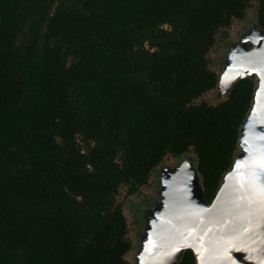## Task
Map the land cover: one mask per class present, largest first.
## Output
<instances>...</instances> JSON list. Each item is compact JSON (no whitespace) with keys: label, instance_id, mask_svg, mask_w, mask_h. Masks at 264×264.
Instances as JSON below:
<instances>
[{"label":"trees","instance_id":"16d2710c","mask_svg":"<svg viewBox=\"0 0 264 264\" xmlns=\"http://www.w3.org/2000/svg\"><path fill=\"white\" fill-rule=\"evenodd\" d=\"M251 7L264 30V0H0V264H128L117 193L167 155L193 151L211 202L255 81L196 100Z\"/></svg>","mask_w":264,"mask_h":264},{"label":"rangeland","instance_id":"374dc122","mask_svg":"<svg viewBox=\"0 0 264 264\" xmlns=\"http://www.w3.org/2000/svg\"><path fill=\"white\" fill-rule=\"evenodd\" d=\"M255 25L256 11L255 7H251L245 18L235 19L231 23L228 37L217 39L208 54L210 66L218 76L217 84L196 101L217 103L226 97L235 78L248 76L253 78L258 91L246 120L260 107L262 101L259 88L263 81L255 70H261V67L259 63L256 67L250 63L247 68L248 61L245 62V59L253 57L261 59L262 63L264 60V31ZM243 135L241 132L238 137L234 156L236 161L224 174L228 180L247 152ZM192 173L198 187H201L196 156L193 151H188L180 156L167 155L138 193L129 194L126 185L120 186L116 198L122 204L128 237L132 243L125 254L128 264H170L172 248L192 232L200 214L201 206L197 202L195 190L189 184L180 188L176 182L181 176L183 179L185 176L184 180L187 181L186 177ZM224 184L226 181H223V187Z\"/></svg>","mask_w":264,"mask_h":264},{"label":"water","instance_id":"95a60500","mask_svg":"<svg viewBox=\"0 0 264 264\" xmlns=\"http://www.w3.org/2000/svg\"><path fill=\"white\" fill-rule=\"evenodd\" d=\"M247 61V68L250 63L255 67L260 64L261 70L255 71L263 81L259 88L261 105L249 120L246 114L239 131V136L241 132L244 134L247 152L229 180L223 175L210 203L205 200L202 185L198 187L193 173L186 177L187 181L185 176L176 180L180 188L186 184L192 186L201 209L192 232L172 248L170 264H176L186 249L192 250L196 264H264V60L262 63L253 57ZM256 91L255 86L250 108ZM223 181H226L225 187Z\"/></svg>","mask_w":264,"mask_h":264}]
</instances>
